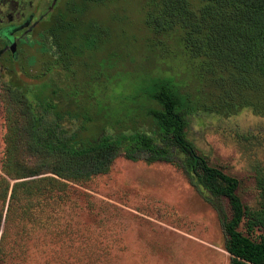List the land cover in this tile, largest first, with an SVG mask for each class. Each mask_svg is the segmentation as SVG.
<instances>
[{
    "label": "trees",
    "instance_id": "obj_1",
    "mask_svg": "<svg viewBox=\"0 0 264 264\" xmlns=\"http://www.w3.org/2000/svg\"><path fill=\"white\" fill-rule=\"evenodd\" d=\"M117 1L57 2L35 29L42 59L38 83L15 77L19 56L2 57L10 77L2 92L19 139L14 145L11 138L6 149L4 172L14 183L5 181V196L17 199L20 188L35 186L19 180L43 174L49 176L35 194L63 193L67 183L107 171L121 154L133 162L169 163L195 189L227 202L229 214L219 208V215L230 264H264V170L255 169L257 206L247 207L238 179L211 165L186 131L188 117L199 112L229 118L247 109L264 118V0H145V27L155 34L178 31L184 55L195 62L202 89L195 98L171 78H147L134 94L110 93L117 72L107 75L102 58L92 55L109 34L90 13ZM20 150L31 165L15 160ZM1 252L0 244V258Z\"/></svg>",
    "mask_w": 264,
    "mask_h": 264
},
{
    "label": "rangeland",
    "instance_id": "obj_2",
    "mask_svg": "<svg viewBox=\"0 0 264 264\" xmlns=\"http://www.w3.org/2000/svg\"><path fill=\"white\" fill-rule=\"evenodd\" d=\"M58 1L0 0V28L29 19L13 33L19 50L14 75L23 83L40 82L35 29ZM144 3L119 0L90 13L108 30L107 44L92 55L94 60L102 58L107 75L117 72L112 77L118 79L115 86L107 77L110 93L134 94L147 78H171L195 98L202 89L195 62L183 53L180 33L148 30ZM9 80L0 61V264H230L219 215V208L229 214L227 202L195 189L182 170L169 163L133 162L121 154L107 171L67 183L63 193L35 194L49 174L21 179L35 186L20 188L17 199L9 200L5 181L10 186L14 181L4 172L6 149L11 138L12 144H19L13 135L14 115L2 92ZM186 131L211 165L238 179L243 204L256 207L254 176L257 167L264 170V118L247 109L229 118L199 112L188 117ZM14 158L32 164L23 150Z\"/></svg>",
    "mask_w": 264,
    "mask_h": 264
},
{
    "label": "flooded vegetation",
    "instance_id": "obj_3",
    "mask_svg": "<svg viewBox=\"0 0 264 264\" xmlns=\"http://www.w3.org/2000/svg\"><path fill=\"white\" fill-rule=\"evenodd\" d=\"M28 20L27 19L23 25H20V26H11V25H7V26H4V27H1L0 28V61L2 59L3 56H6L7 59L8 58H14L16 56H18L19 54V50L18 48H16L15 50V38L13 37V33L18 30V29H21V28H24L27 24H28ZM12 45H14V48L13 50L11 49L12 48ZM3 66V64H2Z\"/></svg>",
    "mask_w": 264,
    "mask_h": 264
},
{
    "label": "water",
    "instance_id": "obj_4",
    "mask_svg": "<svg viewBox=\"0 0 264 264\" xmlns=\"http://www.w3.org/2000/svg\"><path fill=\"white\" fill-rule=\"evenodd\" d=\"M13 48H14V45H12V48L11 49L13 50Z\"/></svg>",
    "mask_w": 264,
    "mask_h": 264
}]
</instances>
